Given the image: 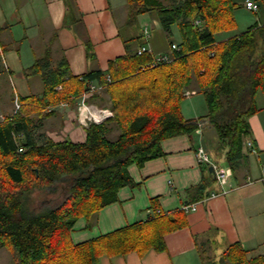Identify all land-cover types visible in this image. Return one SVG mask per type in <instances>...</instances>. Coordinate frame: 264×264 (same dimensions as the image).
Here are the masks:
<instances>
[{
  "label": "trees",
  "instance_id": "obj_1",
  "mask_svg": "<svg viewBox=\"0 0 264 264\" xmlns=\"http://www.w3.org/2000/svg\"><path fill=\"white\" fill-rule=\"evenodd\" d=\"M127 2L129 24L154 13L168 35L173 26L178 30L170 62L155 63L150 52L138 56L127 47L106 72L78 77L64 60L54 65L44 57L28 72L40 78L42 93L18 99L19 110L0 121V248L10 254V264H97L102 256L164 252L165 236L187 221L183 212H163L158 198L150 199L147 221L77 244L70 234L82 219L91 228L99 212L118 201L120 189L138 186L131 166L164 156L161 144L167 139L192 138L202 119L215 130L218 150L232 169L241 157L248 120L259 111L257 96L264 98V25L233 33L240 8L233 0ZM222 33L231 36L218 40ZM86 50L92 57V46ZM92 84L105 91L107 106L101 107L112 117L85 127L83 142H55L39 131L56 107H74ZM192 85L207 112L185 119L181 103ZM102 101L99 94L87 100L98 106ZM207 185L203 179L190 192L202 197ZM213 264H264V254L236 243Z\"/></svg>",
  "mask_w": 264,
  "mask_h": 264
},
{
  "label": "crops",
  "instance_id": "obj_2",
  "mask_svg": "<svg viewBox=\"0 0 264 264\" xmlns=\"http://www.w3.org/2000/svg\"><path fill=\"white\" fill-rule=\"evenodd\" d=\"M127 1L0 0L1 118L12 114L16 98L42 93L40 78L28 73L36 60L49 56L54 65L64 60L69 73L79 77L92 71L106 72L108 63L124 56L127 47L136 52L146 46L151 54L165 55L153 49L147 25L144 24L139 33L134 31L135 22L138 23L144 14L139 15L133 24L128 23ZM246 1L258 5L256 13L259 18L239 19L238 24L237 14L242 9L248 11ZM234 2L240 5L234 15L236 28L242 24L246 28L254 24L264 25V0ZM154 30L168 36L161 27ZM240 30L235 29L233 33L244 31ZM229 36L230 33H222L217 39L225 40ZM137 38L138 44L134 45L132 41ZM87 45L92 46V57L87 55ZM191 89L186 91L190 100L193 95H200L194 85ZM256 100L259 111L249 118L250 135L244 140V143H251L252 151L243 145L234 169L225 161L224 152L217 151L218 142L214 145L211 137L208 144L202 130L211 126L202 119L201 129L192 138L167 139L161 144L164 156L148 161L140 168L131 166L130 176L138 186L120 189L118 201L102 209L91 228H86L83 219L79 220L70 234L71 242H85L127 225L147 221L151 217L150 199L158 198L163 212H183L187 221L185 228L165 236V251L102 256L97 264H213L228 246L236 243L254 254H264V98L259 94ZM198 106L200 111H191L187 118L183 117L197 119L205 116L204 99ZM55 109L39 131L55 142H83L85 129L77 123L73 108L58 106ZM58 118L57 126L55 121ZM51 121L53 124L48 129L46 125ZM200 146L215 164L226 171L227 182L223 187L215 182L209 167L197 163L195 152ZM203 179L209 181L205 194L200 197V192H190ZM213 192L217 196L211 198ZM187 206L192 208L186 211ZM3 249L0 248V252L5 254Z\"/></svg>",
  "mask_w": 264,
  "mask_h": 264
},
{
  "label": "rangeland",
  "instance_id": "obj_3",
  "mask_svg": "<svg viewBox=\"0 0 264 264\" xmlns=\"http://www.w3.org/2000/svg\"><path fill=\"white\" fill-rule=\"evenodd\" d=\"M234 1L237 2L238 0H234ZM237 15H238L237 16V19H238L237 23L238 24H239V19H243V20L248 21V20H258V18H259V13H252V12L245 11L243 9ZM143 16L144 17H142L138 23L135 22L134 31L136 33H139L142 30V28L144 27V24L147 25L148 30L152 35L151 44H153V49L155 51H161L162 53H164L166 56H168L170 58V56L173 54V51L170 48V43H174L175 45H177L180 41V36L178 34V30L173 26L171 28V35H168V36L164 35L163 33H160V32H157L154 30L156 28H158V29L160 28L158 21H157V18H156V15L154 13H146ZM243 25L244 24H242V26L237 27L236 31H239L240 29H241L240 31L244 30L246 27H243ZM132 42L134 43V45H136V44H138V39H135ZM152 55H153V57H157V52H154ZM98 94L102 98H105V101H102V103L98 106V105L93 104V103L91 104V103L87 102V100H86L85 104H86V106H88V108L100 110L102 108L101 106H107V95H106L105 91L102 89L101 91H99ZM186 98L181 103V111H182L183 116L187 118V115L189 113H191V111H195V110L200 111L198 108L199 107L198 105H199L201 99L203 100V97H202V95H197V96L193 95L191 97V100H190V98H187V99ZM79 103H80V99L78 100L76 105H74V107H72L74 112H75V116H76V120H77L78 124H79L78 109H79V105H80ZM60 107L63 108L66 106L60 105ZM102 109H104V108H102ZM14 110H15V107L13 109L12 114L14 113ZM3 118L4 117L1 118V115H0V121ZM59 120L60 119L58 118L57 121H55L57 126L59 125ZM52 122L53 121H51V123L49 122L48 125H46V127L48 129L52 126L51 125V124H53ZM202 132L204 134V137L207 138L208 144H210L209 140L211 137H212V141L214 142L213 143L214 145L218 142V140L216 139L215 130L212 127H209V126L204 127ZM117 133H118L117 131H114L113 133H111L109 135L110 139H114L116 137ZM217 151L219 152L218 149H217ZM97 219H98V216L96 217L95 224H96ZM4 252H5V254L0 252L2 254V255H0V264H10V262H11L10 254L6 250ZM3 256L5 257L6 260L4 258H2Z\"/></svg>",
  "mask_w": 264,
  "mask_h": 264
},
{
  "label": "built area",
  "instance_id": "obj_4",
  "mask_svg": "<svg viewBox=\"0 0 264 264\" xmlns=\"http://www.w3.org/2000/svg\"><path fill=\"white\" fill-rule=\"evenodd\" d=\"M245 8L248 11L253 12V13L258 12V10H259L258 5L251 2V1L245 2ZM172 48L175 50L178 49V47L175 44L172 45ZM147 52H149V49L146 46H142L136 50V54L138 56H141ZM170 61H171V59L166 55L155 57V63H168ZM101 90H102L101 87H98V86L92 84L89 86L88 90L85 91L82 94V96L80 97V103H79L80 105H79V109H78V121H79V124L83 128L87 127L91 123H95V124L102 123L106 119L112 117V112L108 108H104V109L101 108L100 110H97V109L88 108V106H86V104H85L86 100L90 99L95 94H98L99 91H101ZM184 96L188 97L189 92H185ZM62 106H66V105H62ZM14 107H15L14 113H16L20 108V103L18 102L17 98L14 101ZM197 125H198L199 130H200L203 123L199 121V123ZM244 145L252 151L251 143H249V142L244 143ZM22 151H23L22 148H19V152H22ZM195 159H196L198 164L207 166V167L212 169V174H213V177L215 179V182L219 186L223 187L226 184V182H227L226 171L224 169L220 168L217 164H215L212 161V159L209 157V155L207 154L206 150L203 147L200 146L196 149ZM262 171H263V178H264V167L262 168ZM216 196H217V193H215V192H213L210 195L211 198H214ZM191 208H189V206H187V207H185V210L187 211L188 209H191Z\"/></svg>",
  "mask_w": 264,
  "mask_h": 264
},
{
  "label": "water",
  "instance_id": "obj_5",
  "mask_svg": "<svg viewBox=\"0 0 264 264\" xmlns=\"http://www.w3.org/2000/svg\"><path fill=\"white\" fill-rule=\"evenodd\" d=\"M209 171L212 173V169L211 168H209Z\"/></svg>",
  "mask_w": 264,
  "mask_h": 264
}]
</instances>
